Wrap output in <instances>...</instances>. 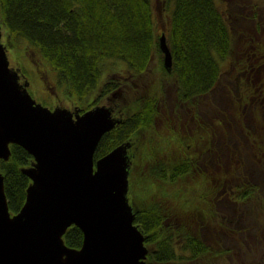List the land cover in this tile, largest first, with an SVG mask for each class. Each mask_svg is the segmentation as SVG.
Listing matches in <instances>:
<instances>
[{"label":"trees","instance_id":"trees-1","mask_svg":"<svg viewBox=\"0 0 264 264\" xmlns=\"http://www.w3.org/2000/svg\"><path fill=\"white\" fill-rule=\"evenodd\" d=\"M163 2L170 21L161 29L155 16L158 0H0V20L8 44L13 47L20 45L22 41L29 43L38 62L43 66L44 60L49 63L54 77L52 87L55 90L59 88V91L63 87L67 99L79 104L82 110L95 105V101L89 100L100 86L104 87L101 80L103 73L110 70L107 65L109 61L117 59L119 68L120 61H123L127 69L133 68L146 73L153 59L159 71H166L164 53L160 47V31L164 32L173 55L172 71L169 72L174 78L172 84L176 87L177 95L192 98L181 109L185 111L188 108V114L194 115L201 123L196 125L195 135L201 137L209 133L220 122L221 129L216 136L222 146L221 150L216 146L215 152L217 164L220 166V180L228 186L227 183L231 184L233 180V168L250 164L246 162L248 147L243 146L264 150V64H261L262 61L250 62L246 58L237 59L234 78L229 75L228 78L232 80L223 84L226 96L221 91L215 93V89L219 88L218 84L222 86L220 79L226 59L235 51L240 54L238 57L248 52L259 53L264 49V38L258 36L259 40H253V44L247 45L244 42L250 40V36L242 28L243 43L237 51L232 26L235 15L231 9L224 10L217 0ZM248 5L249 2L241 4V7L244 6L242 9L247 7L245 14L257 11L256 5L252 9ZM234 6L237 7L236 4ZM49 81L51 82L50 78ZM153 91L154 105L148 115L141 116L140 112L146 109L142 106V100L145 102L148 97L135 98L130 103L132 112L128 114L129 122L137 126L136 130L152 127L161 113L157 103L159 100L162 102L165 93L162 87ZM185 134L177 123L169 125L166 133L154 140H160L159 145L165 147L164 142L166 145L171 143L174 136L175 143L166 146V149L172 145L176 147L178 142L184 150L189 144L204 148ZM132 135L129 132L123 133L120 127L106 132L98 144L95 159L126 139H131ZM137 144H133V149L131 147L132 154ZM210 147L205 149L209 148L212 155L214 146ZM11 148L10 158L0 161V171L5 177L10 210L15 213L23 206L27 187L31 182L22 168L30 165L34 158L21 145L12 144ZM174 158L168 155L150 160L152 167L160 171L163 186L166 184L173 186L172 188L168 186L159 189L162 192L159 198L151 199L153 187L150 181L154 179L156 182V174L150 172L141 180L138 196L142 202L138 197L130 195L137 205L134 208L135 223L146 234L149 244H152L145 264H158L160 260H184L189 257L203 259L208 254L207 245L201 238L191 237L188 231H185L186 235L181 237L179 234L177 238L171 226L168 228V232L172 229L170 234L164 228L169 224L163 219V214L166 215L164 204L168 202L172 205L171 200L177 199L175 201H178L179 209L171 206L170 212H181L186 207L187 212H192L195 207H199L200 211L201 205L210 208L207 197L195 187L199 183H205L210 174L206 170H194V167H202V164L192 157ZM208 158L213 157L208 154ZM164 189L167 190V195H164ZM177 192L182 193V198ZM185 196L187 201L183 202ZM198 197H202V200L198 201ZM135 199L140 201V205ZM220 225V238L227 244H230L227 240H232L241 233L237 232L232 236L227 233V230L231 232L229 225L224 221ZM83 239V231L77 225L70 226L64 234L65 242L72 247L82 246ZM176 241L180 243L179 249H176ZM201 246L206 252L204 255ZM221 246L226 248L225 245Z\"/></svg>","mask_w":264,"mask_h":264},{"label":"water","instance_id":"water-1","mask_svg":"<svg viewBox=\"0 0 264 264\" xmlns=\"http://www.w3.org/2000/svg\"><path fill=\"white\" fill-rule=\"evenodd\" d=\"M160 44L170 69L164 32ZM19 74L10 65L0 20V161L10 158L12 143L34 158L22 168L32 181L16 213L0 171V264H145L149 250L128 196L129 145L95 159L99 141L118 121L111 106L83 113L52 108L30 93ZM72 225L84 233L80 247L64 240Z\"/></svg>","mask_w":264,"mask_h":264},{"label":"rangeland","instance_id":"rangeland-1","mask_svg":"<svg viewBox=\"0 0 264 264\" xmlns=\"http://www.w3.org/2000/svg\"><path fill=\"white\" fill-rule=\"evenodd\" d=\"M218 4L221 5V7L228 11L226 8L231 9L232 13L235 15L234 22H232L233 30H234V36H235V45L237 51H239V45L243 43V37H242V28L246 29L247 31L244 30L246 34H248L250 37L247 42V45L253 44V40H259L258 36H262L264 38V0H217ZM249 2L248 6H251L250 9L253 8V6L256 5L257 11L250 13V14H245L247 7L243 8L244 6L241 7L242 3ZM231 7L229 6V4ZM165 3L163 0H158L157 3V9H156V22L158 27L161 29L166 26V22L170 21L169 18V13L168 10L165 9ZM236 4L237 7L234 5ZM230 11V10H229ZM262 23V25H261ZM251 24V26L244 27V25ZM260 28V29H259ZM160 34L161 31H160ZM6 36H3V41H5ZM234 38V37H233ZM262 40V39H261ZM264 42V40H263ZM253 46V45H252ZM8 57L10 60V65L14 68H16L21 76V81L22 83L26 84L28 86L31 94L39 101L42 102L45 105H49L53 107L54 105V100H58L61 104H68L71 106V101H69L64 93V88L60 87L62 91H59V88L55 90L54 86L52 87V79H54L52 71L50 69L49 63H47L45 60V65L43 66L41 64V68L35 63L34 58L36 57L33 53V47L29 45L26 41H22L20 45L13 46L10 45L9 49L7 50ZM238 52H234L230 57L226 59L224 62L223 68L224 74H226L227 69L229 66H231L232 63H234L235 67V62H237V59L239 58H250L252 55L250 54L251 52H248L247 54L241 55V57H238L240 54H237ZM258 52L254 53L256 55ZM259 53L264 55V49L261 50ZM34 55V56H33ZM254 61V60H252ZM119 60H114V61H109L107 65H109L110 70L108 71V76L105 74L106 80L110 78L111 80L117 81L118 76L121 74H124V68L126 64L122 61H120V68L116 64L118 63ZM251 62V61H250ZM123 63V64H122ZM46 68V71H45ZM48 68V69H47ZM50 71V72H49ZM159 71V68L157 66V63L154 61L152 64V70L150 71L151 74L150 77L153 79H159L161 76L159 73L157 76L154 78L152 75H154L156 72ZM233 72V71H232ZM47 75V77H46ZM49 75V76H48ZM232 78H234V72L232 74ZM48 78L51 79V82L48 80ZM231 78V80H232ZM122 79H120L121 82ZM151 80V79H149ZM148 80V81H149ZM27 81V82H26ZM132 84L131 81L129 80L128 84ZM48 85V87H47ZM51 87V89H50ZM144 90H142V87H136V86H131L129 87L128 91V96L126 99L120 98V114L125 113V114H130L132 112L131 110V101L135 98H139V95H143ZM170 96L168 98L169 102H175L177 100V95L173 93L172 90H170ZM138 95V97L136 96ZM167 98V97H166ZM69 101V102H68ZM174 110V117L177 115L178 111ZM186 113H188V108L185 110ZM189 115H187L186 121H184L185 125L182 127V130H186L189 128L190 123H189ZM169 117V116H168ZM168 123L171 124L170 120L167 119V115L161 111L160 115L155 119L152 127L150 128H143L140 129L138 135L136 136V141L137 145L134 147V152L133 154L130 153V160H131V170L133 171V175L136 177H132L133 184H136V181L138 178H144L147 176V173L144 174L143 170H150L151 166L153 163H150L151 159H160L161 156L167 157L170 155V158H179L181 159L182 157H190L188 149L184 150L182 148V144L178 142L177 146L174 147V145L171 146V148L166 149V146L170 144L175 143V137L172 136V142L166 145L165 147H162L159 145L161 142L160 140H154V138H158L159 136H163V134L166 133ZM198 126V125H197ZM196 125L192 127L194 134L196 133ZM179 132V130H178ZM180 134V132H179ZM248 144V143H247ZM145 146V149H143V146ZM98 147V146H97ZM138 147V148H137ZM148 147V148H146ZM213 147V146H212ZM215 147L212 148V151L215 155ZM211 148V147H210ZM133 149V146H132ZM195 149V148H194ZM209 149V148H208ZM206 151L205 158L209 161H212L213 158L209 159L208 154H210V157H212L210 151ZM190 153L193 155V149L189 150ZM131 152V150H130ZM174 158V160H175ZM213 168V167H212ZM232 170V169H231ZM233 181H231L232 184ZM231 184L227 183V187H230ZM167 185L163 184L162 185H154L156 189H158V192L156 190H152V197L151 199H158L160 196L161 191L159 189H163ZM168 187V186H167ZM170 191V190H169ZM129 196V193H128ZM132 196V195H131ZM130 202L132 203L133 209L137 208V205L131 197H129ZM136 200V199H135ZM138 204L140 205V201L136 200ZM187 212V211H184ZM166 215L163 214V219ZM165 221V220H164ZM172 220H166L167 223H170ZM179 221L180 223L183 224L184 230L188 231L189 234H191V237L194 238H201L203 235V230L206 236L205 243L208 248V255L215 260V264H264V244L263 239H264V221H260L258 224V227L253 229V233L256 236L255 238L253 237V234L251 236H248L247 234L241 233V242H234L236 245L234 246L232 242L229 241L231 244L225 243L226 241H223L220 238L219 246H220V251L217 256V251L215 250L216 248V243L213 244L214 238H219V236L216 237V234L219 233L221 234L222 227L220 225L221 221H224L227 225L231 226V224L224 216V212L222 211L221 215V221L219 220H203L202 223L200 220H196L190 215L185 216L183 218H180ZM177 222V221H176ZM207 223V224H206ZM202 224V226H200ZM198 227H201L198 229ZM238 228V226H234V228ZM241 229V228H240ZM200 230V232H199ZM237 230V229H236ZM242 230V229H241ZM213 232V234H212ZM215 233V234H214ZM84 235V233H83ZM201 235V236H200ZM212 236V237H211ZM236 236V235H235ZM240 236V235H239ZM236 236V237H239ZM211 239H207L210 238ZM245 241V242H243ZM203 242V241H202ZM151 248L152 244H148ZM221 245H225L226 248H223ZM211 246V247H209ZM232 248V250H231ZM176 249H179L178 246L176 245ZM203 250V247L201 246V251ZM221 254V255H220ZM263 260H262V259ZM195 261H193V264Z\"/></svg>","mask_w":264,"mask_h":264},{"label":"bare ground","instance_id":"bare-ground-1","mask_svg":"<svg viewBox=\"0 0 264 264\" xmlns=\"http://www.w3.org/2000/svg\"><path fill=\"white\" fill-rule=\"evenodd\" d=\"M249 26H251V24H248V27ZM4 35H5V30H4L3 26H2V41H3V36ZM3 43L6 46V49L8 50L10 45L8 44L6 38H5V41H3ZM160 47H161V44H160ZM251 55H252V57L246 58L248 61H251V60L262 61L261 64H264V55H262L261 53H257L256 55H254V53H253ZM163 61H164V59H163ZM153 62L154 61L152 59L150 65H149V68L147 70L148 74L147 73L138 72V71H136L133 68L131 70L128 69V71L125 72L126 74L125 73L121 74V78L120 79H122V80H121L120 83H121L122 87L120 86V90H119V88L117 86V83H115L114 80L110 81L109 78L106 80L107 77L105 78V74L108 76V71H109V70L108 71L106 70V72L103 73L102 80H101V85L104 86V87L100 86V89L93 96H91L89 102L95 101V106L90 107L89 109H92V108L96 107L97 105H104V104H106L105 102H111L113 100H119V98H122V99L123 98L126 99L127 97L129 98L130 96H128L129 95L128 91H129V87H131V86L142 87V90H144V91H142L143 95H139V98L145 99V98L148 97L147 96V92H148L147 86H150L151 84H153L154 83L153 81H155V80H161L164 83H166V84L163 85V88H162L165 94H167V89L175 88V90H176L175 85L172 84L173 83L172 81H174V78L169 73L170 71H172V67L170 69L167 68L166 71H158L154 75H152L155 78L157 76V74L159 73V75L161 76V78H159V79H153L152 77H150L149 74H151L150 71L152 70ZM89 65H91V64H89ZM172 65H173V55H172ZM12 68L17 70L14 67H12ZM88 68H89V71H90V66H88ZM224 70L225 69L223 68V73H222V76H221V79H220V83L222 84V86H220L218 84L220 89L217 87L215 89V93L221 91V92H224V94L226 96L227 93H226V89L224 88L223 84L227 83V81H229L231 79V78H228V76L232 75L231 74L232 71H237L236 70V65L234 67V63H232L231 66H229V68L227 69L226 74H224ZM92 73H94V72H92ZM46 77H47V75H46ZM19 79H20V82L22 83L21 76H20ZM149 79H151V80H149ZM48 80H49V78H48ZM129 80L132 83L131 85H130V83L128 84ZM147 80H149V81H147ZM167 86H168V88H167ZM26 87L28 88V86H26ZM105 88H107V89H105ZM28 90H29V88H28ZM175 93L177 95V91ZM212 95L214 96L215 94H212ZM136 96L138 97V95H136ZM177 96H178L177 101H179L178 103H179V105L181 107H184L185 105H187L186 104L187 102L192 101V98H190V97L186 98V97H182L180 95H177ZM142 103H144L142 106H145L146 109L140 111L141 112V116H145L146 114L148 115L150 113V111L152 110V106L154 105L153 98H147V100H145V102H144V100H142ZM202 103H205V102L202 101ZM70 104H71V106L66 104L65 107L69 108L73 112H77L78 111V112L83 113L84 111H86V110H82V108L77 103H72L71 102ZM53 105H54L53 107H55V106L57 107V106H63L64 104H61L60 102H58V100H54V104ZM162 109H163V112H166V110H164V108H162ZM180 114H181V116H179V117L181 118V120L179 122L181 124L180 128H182L185 125L184 121L188 120L186 116L189 115V114L186 113L182 109L180 111ZM74 118H75V115H74ZM129 119H130V115H127L125 113L124 114L121 113L120 114V121L118 120L115 123V126L112 128V129H114L116 127H120V130H123V133H127V132H129V134L133 133L131 139H128V140L126 139L125 141L120 143V144L129 145L128 146V153H130V149L133 146V144L137 143L136 136L138 135V133L140 131V129L136 130L137 126L131 125L132 122L130 123ZM189 123H190L189 128L187 130H183L184 132H186L185 135L188 136L189 138H192L194 142L200 143V144H202L204 146L203 149H200V147H202V146H199V147L196 148L194 146V144H192V145L189 144V146H187L189 155H190V157L195 159L198 163H201L202 167H207V168H209L211 170L210 171V175L208 177V180L205 183L203 182V183L197 184L195 186L196 190H198L200 192H203L204 193V197H207L215 205L219 204L216 201L218 195H221L220 198H221V202L222 203H224V198H225L226 199V204H229V202H228L229 196L231 195L232 191H234V189H230V187H227L226 185H224L221 182V180L219 179V177L217 176L216 171L212 170V167L215 169V166H218L217 159H216V157H217L216 152H215V155L212 152V157H213L212 161H209V160H207L205 158L206 151L208 149V148L205 149V147L217 146L221 150V146H222L221 142L216 136L217 132L220 131V129H221L220 122L217 124V126L212 131H210L209 133H207V134H205V135H203L201 137H197L194 134L193 129H192V127L195 126V125H201L199 120L194 115H190L189 116ZM169 125L170 124L168 123V126ZM175 129H177V128H175ZM12 144H16V143H12ZM11 145H10V147H11ZM22 147H24V146H22ZM243 147H248V150H246L247 151V154H246V159L247 160H246V162H248L250 164H247V166L254 167L255 165H257L260 168L264 167V165H261L262 163L264 164V150H256V149L250 148L248 145H245ZM192 149H193V155L194 156H192V154L189 151V150H192ZM234 152L235 151H233V155H234ZM11 153H12V148H11ZM128 169H129V172H128V179H129V191L128 192H129V196L132 195L134 197H138V199L142 202L141 197L138 196V195H140V185H141L142 178H138L137 181H136V184H133L132 177H136V176L133 175V171L131 170V164L129 165ZM143 172H144V174L153 172V173L156 174V178L160 180V176H161L160 171L156 170L152 166H151L150 170H143ZM211 180H213V181H211ZM31 181H32V179H31ZM150 182H151L150 183L151 186L153 187L152 189L156 190L154 185L155 184L157 185L158 182L157 181L155 182L154 179L151 180ZM257 185H259V184H257L255 180H253V181L251 180V181L248 182V184L246 186L239 185V188H248L249 189L251 187L255 188ZM168 186L170 188L173 187V186H170V185H168ZM170 191H172V190H170ZM253 191H254V189L252 190V192ZM5 192H6V189H5ZM164 195H167V190H165V189H164ZM177 195L180 198H182V193L177 192ZM6 196H7V193H6ZM167 197L169 198V196H167ZM164 200H167V199H164ZM175 200H177V199H175ZM197 200L198 201L202 200V197H198ZM182 201L183 202L187 201V196H185L184 200H182ZM246 201H248V200H246ZM260 202H264V198L263 197H261L259 203ZM222 203H220V204H222ZM258 207H259V209H262L264 211V205L263 206H258ZM171 208H174V207H171ZM19 211H20V209H19ZM11 213L13 214L12 211H11ZM229 222L231 224H233V225L230 226L231 227V232H230V230H227V233L232 235V236H233V234H235L237 232H241V233L246 232L245 234H247L248 236H251L253 234V229L258 227V224H259V222L254 221V220H250V219L246 218L245 216L241 217L239 219L233 220V221H229ZM155 223H158V222H155ZM170 226L172 227L174 233L177 234V236H176L177 238L179 237V234L186 235L184 227H183V224H181L179 221L176 222V220H172V222H170L169 224L164 226V228L167 229L166 233H169V234L171 233L170 231H172V229H170L169 232H168V228H170ZM234 226H238V228H236V227L234 228ZM138 227H139V225H138ZM139 229H140V227H139ZM144 237H145V245L148 247V250H149L148 253H147V257H146V261H148V258H149L148 255H149L151 249H150V246L148 245L149 242L146 240V237H147L146 234H144ZM227 241L231 242V239H229ZM179 244L180 243L178 241H176V245L179 246ZM262 244H264V239H263V243ZM204 254H206V252H204L202 250V255H204ZM206 255H207V257L203 256L202 257L203 259H201L199 257H197V258L189 257V258H184V260L178 259L177 261L173 260V259H171L169 261L160 260V262L158 264H171L172 260H173L172 263H174V264H193V261H195L194 264H215V260L212 259L208 254H206ZM206 258L208 259V261H205ZM146 261H145V263H146Z\"/></svg>","mask_w":264,"mask_h":264},{"label":"flooded vegetation","instance_id":"flooded-vegetation-1","mask_svg":"<svg viewBox=\"0 0 264 264\" xmlns=\"http://www.w3.org/2000/svg\"><path fill=\"white\" fill-rule=\"evenodd\" d=\"M228 4L230 6V3H228ZM226 9H228V8H226ZM33 53H34V51H33ZM34 61H35V63H37L39 68H41V63L38 62L39 60L36 57L34 58ZM124 69H125L124 73L128 71L126 66ZM109 80H110V78H109ZM153 82H154L153 84H151L150 86H147L148 98H152V95L154 93V91H153L154 89H156L158 87L163 88V85L166 84L161 80H155ZM115 83H117V86L120 90V75L118 76L117 81H115ZM167 88H168V86H167ZM170 90H172L173 93L176 94L175 88L167 89V94H164V96H163L164 99H162V102L159 100L158 101L159 103H157L158 108L161 111H163L162 108H164V110H166V112H164V113L167 115V119L170 120V122H172L170 125H177V123H178L179 128H180L181 124L179 121L181 120V118L179 116H181L180 111H181L182 107L179 105L177 100L175 102H173V99H172V102L171 101L169 102L168 98L170 96V93H169ZM177 98H178V96H177ZM119 101H120V98H119V100H113L111 102H105V103L111 106L113 116L120 121V102ZM93 106H95V105H93ZM173 109H175V111H178V113L175 117H174V110ZM194 170H198L200 172H204L206 170V172H208L209 174L211 171L209 168L201 167V166L198 168L194 167ZM212 170L216 171V174L220 179V166L219 165L215 166V169L212 168ZM233 171H235V172L232 175V179H233L232 181L233 182L230 185V189H234V191H232L231 195L229 196V200H228L229 204H226L225 198H224V203H222L221 198H220L221 195H218L217 199H216L217 203H219L218 205H215L214 203H212V201H210L208 198L206 199L210 208H206L203 205H201L200 211H199V207H197V208L195 207V208H193L192 212L191 211L190 212H184V211H187V207H186L181 212H179V211L170 212L169 208L171 206L174 207L175 209L176 208L179 209L178 208V206H179L178 202L171 200L172 205H169L168 202L166 204H164V210L166 211V216L164 217V220L165 221L166 220L179 221L180 218H183L185 216L190 215V217H192L196 220H200L201 222H202V219L204 221L205 220H207V221L208 220H219V222H220L222 211H223L224 216L226 218H228L229 221H233V220L239 219V218L244 217V216L250 220H254L257 222L264 221V218H263L264 217V211L262 209H259V207H258V206L264 205V202L259 203L261 197L264 198V168L263 167L260 168L258 166H254V167L241 166V167L233 168ZM155 180L158 182L157 186L163 184L161 182V180H159L157 178ZM251 180L252 181L255 180L256 183L259 185H257L255 188L251 187L249 189L248 188H239V185L246 186L248 184V182ZM166 187H164V188H166ZM253 189H254V191L252 192ZM156 192H158V189H156ZM246 200H248V201H246ZM220 203H222V204H220ZM134 212H135V209H134ZM135 216H136V212H135ZM134 222H135V219H134ZM179 222H181V221H179ZM200 230H202V229H200ZM200 230H199V232H200ZM212 234H213V232H212ZM238 235H240V236L239 237L234 236V238H232V240H231V242L234 246L236 245L234 242H241V233H239ZM217 236H219V238H216V239L214 238V240H213V244L216 243V248H215V250L217 251L216 257H218V254L220 251L219 243H221L219 241L220 240V234L217 233L216 237ZM211 237L207 238V239H211ZM253 237L254 238L256 237L254 235V233H253ZM201 239L205 242L206 236H205L204 230H203V235L201 236ZM243 242H245V241H243ZM209 247H211V246H209ZM231 250H232V248H231Z\"/></svg>","mask_w":264,"mask_h":264}]
</instances>
